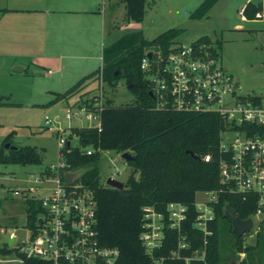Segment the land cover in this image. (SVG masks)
Returning <instances> with one entry per match:
<instances>
[{
  "label": "trees",
  "instance_id": "obj_1",
  "mask_svg": "<svg viewBox=\"0 0 264 264\" xmlns=\"http://www.w3.org/2000/svg\"><path fill=\"white\" fill-rule=\"evenodd\" d=\"M122 1L125 2L128 20L140 21L144 18L146 0ZM216 1L204 0L192 12V17L202 18ZM251 5L253 13L257 15L260 6L253 5L251 1L244 12ZM180 30L177 27L169 28L152 39L142 38L128 47L120 45V40H115L109 46L105 44L102 67L82 77L65 92H57L52 100L65 99L71 91L97 74H101L102 80L112 87L117 85L121 77H125L135 95V103L121 105L114 104L111 97L107 98L101 110V130L96 126L84 129L75 127L80 137L79 144L71 145L67 141L60 149L68 164L67 169L74 171L87 168L79 180L93 190L97 199L100 241L120 249L115 264H156L140 239L142 208L145 204L165 210L170 201L176 200L189 206V217L182 226L189 246L182 248V257L169 258L171 251L177 247L178 231L167 228L164 245L155 252V256H167L165 264H229L222 247L219 225V220L226 218L233 232L232 221L225 213L226 205L229 204L240 218L253 216L259 207V194L236 192L221 180L220 142L222 131L229 126V121L222 113L155 106L156 99L150 94L151 88L141 68V60L151 47L168 51ZM194 42L210 43V39L202 36ZM209 50L212 55H219L214 46H210ZM256 98L260 99L261 96ZM243 126L264 134V123L244 122ZM14 132L13 129L3 140L0 163L42 162L41 149L37 145L15 143L12 138ZM6 142L17 147H6ZM89 148L92 149L91 153L87 152ZM108 149L118 152L129 150L135 154V158L128 161L133 170L125 180L124 189L104 184L100 180L98 162L101 152ZM208 153L212 155L211 160L204 159ZM198 191L217 192L215 215L208 220L209 234L195 226ZM26 201L29 225L36 226L38 214L44 211L42 202L35 198H27ZM258 231L259 237L264 239V216L260 219ZM234 236L237 248L245 251L243 236L235 233ZM250 247L246 246V249L250 250ZM5 249L1 247L6 253L17 251L20 254L19 264H51L46 259L19 252L14 245L8 244ZM196 249L204 250V257L187 261L185 257L193 255Z\"/></svg>",
  "mask_w": 264,
  "mask_h": 264
},
{
  "label": "rangeland",
  "instance_id": "obj_2",
  "mask_svg": "<svg viewBox=\"0 0 264 264\" xmlns=\"http://www.w3.org/2000/svg\"><path fill=\"white\" fill-rule=\"evenodd\" d=\"M97 1L101 8H106V46L120 40V45L128 47L142 38L152 39L173 27L181 29L174 38L175 42L191 43L208 36L210 43L206 46L216 48L218 61L233 74L234 81L239 84L237 94L264 98V0H217L202 18L192 17V12L204 0H146V12L140 21L126 18V6L122 0ZM250 1L260 6L262 16L253 13L252 5L244 12ZM33 33L35 38L28 37L31 40L23 45L42 53L45 46L39 44V40L44 37V29ZM102 39L99 33L87 56L63 58L51 52L46 57L34 54L17 56L19 62H14L15 57L8 54L9 42L0 41V147L14 129L12 138L15 143L37 145L43 155L40 163H0V264L21 263L17 251L6 253L1 247H8L12 232L18 236L13 243L15 247L18 241L26 238L29 226L26 199L36 197L31 186L37 184V176L45 179L49 175V163L59 161L60 138L68 140L71 145H78L80 137L75 127L84 129L96 122L88 119L81 108L99 111L110 97L116 105L136 102L125 77L112 87L102 80L101 74L86 80L65 99L52 101L57 92H65L82 77L102 67ZM49 47L54 49V45ZM150 50L154 54L161 51L151 47L146 52ZM17 65L24 69L15 70ZM157 104L156 101L155 106ZM68 108H72L71 118L66 116ZM47 118L50 122L46 121ZM98 165L100 180L104 184L111 175L125 181L133 170V166L122 157V152L117 150H103ZM86 169L75 170V177L81 176ZM38 192L40 190L35 194ZM216 200L215 191L197 192L196 202L203 207L214 206ZM263 216L264 211L259 215L253 214L254 227L242 235L245 251L237 248L227 219L219 220L222 247L231 264H264V239L259 237L258 231ZM246 246H251L250 250ZM195 256L201 257L196 253Z\"/></svg>",
  "mask_w": 264,
  "mask_h": 264
},
{
  "label": "built area",
  "instance_id": "obj_3",
  "mask_svg": "<svg viewBox=\"0 0 264 264\" xmlns=\"http://www.w3.org/2000/svg\"><path fill=\"white\" fill-rule=\"evenodd\" d=\"M262 15V12H257V16ZM206 45L205 42H175L168 51H159L152 56L146 53L141 60V68L154 93L157 107L218 111L225 116L229 126L222 131L220 142L221 180L236 192L259 194V207L254 213L259 215L264 206V134L243 126V123H264V98L238 95L236 90L239 86H236L233 74ZM103 106L99 111L81 108L88 119L96 121L92 126L100 130ZM71 112L72 108H68V118H71ZM48 119L46 121L50 122ZM67 141L60 138V149ZM87 152L91 153L92 149ZM60 153L58 162L49 163V175L45 179L38 175L37 184L31 186L44 211L38 214L36 226L27 227L26 238L18 241L16 247L21 253L46 259L51 264H115L120 249L100 241L95 194L79 180L80 176L72 182L67 180L66 174L72 169H67L64 154ZM211 158V153L204 156L205 160ZM37 189L40 192L35 194ZM195 205V226L209 234L208 220L214 218V206L207 208V205L203 207L197 202ZM142 210L140 239L156 264L166 263L167 256H155V252L163 247L167 228L178 231V244L169 258L182 257V248L189 246L187 235L182 233L183 222L189 217V206L173 200L165 210L152 204H145ZM11 236L18 237L13 232ZM204 255V250L196 249L185 259L190 261L188 259L203 258Z\"/></svg>",
  "mask_w": 264,
  "mask_h": 264
},
{
  "label": "crops",
  "instance_id": "obj_4",
  "mask_svg": "<svg viewBox=\"0 0 264 264\" xmlns=\"http://www.w3.org/2000/svg\"><path fill=\"white\" fill-rule=\"evenodd\" d=\"M99 4L97 0H0V41L9 42L8 54L15 57L14 62L17 56L46 57L51 52L63 58L90 55L99 33L105 45L106 8ZM40 29H44L39 40L45 46L42 53L23 45ZM50 45H54L53 50Z\"/></svg>",
  "mask_w": 264,
  "mask_h": 264
},
{
  "label": "water",
  "instance_id": "obj_5",
  "mask_svg": "<svg viewBox=\"0 0 264 264\" xmlns=\"http://www.w3.org/2000/svg\"><path fill=\"white\" fill-rule=\"evenodd\" d=\"M147 53H148L149 56H152L153 51L150 50ZM14 69L15 70H22L23 67L20 66V65H17V66L14 67ZM131 86H133V84H131ZM236 86L238 87L239 84L236 83ZM150 94H151V96L154 97V93H153L152 90H150ZM5 146L6 147H11V148L17 147V145L11 144L10 142H6ZM122 157H124L127 161H129V160H132V159L135 158V154L132 153L129 150H125V151L122 152ZM74 171L68 172L66 174V178H67V180L69 182H72L73 180H75L76 178L79 177V176L75 177V175H76L75 173L76 172H74ZM106 182H107L108 185L113 186V187H117V188H120V189H124L125 188V181L120 179V178L114 177L112 175L107 178ZM225 213L230 218V220L232 221L233 232L236 235H243L244 233L250 231L254 227L255 222H254V219H253L252 216H249L248 218H240L233 211V209L230 207L229 204L226 205ZM14 240H15V236H11L10 239H9V244L13 245Z\"/></svg>",
  "mask_w": 264,
  "mask_h": 264
}]
</instances>
